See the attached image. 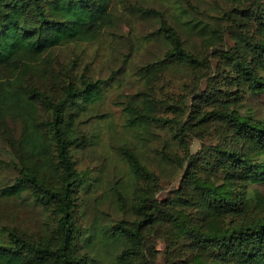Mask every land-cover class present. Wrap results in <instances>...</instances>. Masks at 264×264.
<instances>
[{
  "label": "trees",
  "instance_id": "16d2710c",
  "mask_svg": "<svg viewBox=\"0 0 264 264\" xmlns=\"http://www.w3.org/2000/svg\"><path fill=\"white\" fill-rule=\"evenodd\" d=\"M164 1L176 11L136 9L160 21L145 38L168 46L143 66L146 84L171 67H211L187 46L185 32L211 44L229 34V43L211 50L226 81L194 92L191 118L180 124L158 116L155 96L140 91L125 103L126 126L142 133L174 125L186 136L215 122L221 136L197 151L187 143L183 178L163 196L136 148L124 144L136 183L131 200L120 203L124 217L83 227L78 192L95 191L104 179L78 169L73 151L88 139L80 123L113 77L77 74L57 49L99 39L117 21L118 0H0V201H32L50 215L46 229L33 234L0 213V264H264V117L252 102L264 98V0H231L226 26L200 16L192 0ZM237 92L246 97L244 110L218 105ZM203 105L211 107L200 111Z\"/></svg>",
  "mask_w": 264,
  "mask_h": 264
},
{
  "label": "rangeland",
  "instance_id": "374dc122",
  "mask_svg": "<svg viewBox=\"0 0 264 264\" xmlns=\"http://www.w3.org/2000/svg\"><path fill=\"white\" fill-rule=\"evenodd\" d=\"M192 1L200 10V16L210 23H223L226 26L222 17L225 10L231 7V0ZM138 6L142 9L150 6L166 8L169 13L176 11L164 0H118L117 21L111 28L106 29L99 39L72 42L57 49V56L62 63L72 64L73 61L75 73H86L92 78L113 77L104 98L93 106V110L85 115L80 123L82 132L88 139L73 151L78 169L94 170L104 179V183L97 190L89 192L81 188L78 192L76 217L77 223L83 227L109 223L124 217L120 203L126 198L131 200L132 193L129 192L132 182L136 187L129 165L121 152L124 144L136 148L143 163L160 182L161 189L157 196H163L183 178L187 162L183 166L181 159L188 148L187 143L193 151H197L205 143L216 141L221 136L215 122L203 123L202 128L193 126L186 132V136L179 130L176 131L177 135L174 125H153L149 131L142 133L126 126L125 103L140 91L150 92L155 96L159 103L158 116L178 124L182 120L189 122L193 93L206 89L210 82L224 87L226 73L217 69V60L212 56L211 50L230 42L228 33L224 35L222 42L219 40L221 43L211 44L198 33L185 32L187 46L198 55H205L210 60L207 61L211 62V67H208L206 73L200 70L193 72V68L187 65L171 67L158 72L153 84H146L143 66L160 60L168 46L161 39L145 38L159 27L160 21L155 15H145L141 12L138 14ZM235 96L236 98L234 95L231 98H222L218 105L244 110L246 97L241 98L238 92ZM252 102L257 114L264 117V98L259 104ZM210 107L203 105L199 110ZM183 137V142H180L179 138ZM167 155H172V158ZM122 183L128 188L121 186ZM0 213L4 221L16 224L33 234L42 233L50 224V215L45 207L32 201L22 204H6L0 201ZM160 264H163L162 259Z\"/></svg>",
  "mask_w": 264,
  "mask_h": 264
}]
</instances>
